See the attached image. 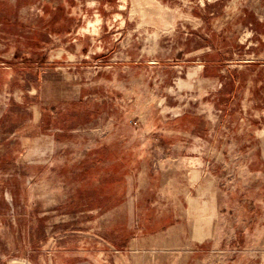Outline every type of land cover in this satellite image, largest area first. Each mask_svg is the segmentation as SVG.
I'll use <instances>...</instances> for the list:
<instances>
[{
  "label": "rangeland",
  "instance_id": "rangeland-1",
  "mask_svg": "<svg viewBox=\"0 0 264 264\" xmlns=\"http://www.w3.org/2000/svg\"><path fill=\"white\" fill-rule=\"evenodd\" d=\"M232 1L264 13L0 0V264H264V44L248 50L242 18L210 26ZM41 56L79 101L40 100L19 63ZM45 109L49 137L23 140Z\"/></svg>",
  "mask_w": 264,
  "mask_h": 264
},
{
  "label": "crops",
  "instance_id": "crops-1",
  "mask_svg": "<svg viewBox=\"0 0 264 264\" xmlns=\"http://www.w3.org/2000/svg\"><path fill=\"white\" fill-rule=\"evenodd\" d=\"M77 0H68V2L70 4H74V2ZM49 3H47V0H32L31 3L37 4L40 7V11L41 9L43 11H45L47 9V7L45 5H49L50 4V8L52 9V11L56 12L58 11V13L62 16H71V14H68V12H64L63 9L61 8V6L59 5L58 0H52L51 2L48 0ZM233 4L232 5H236L234 3H238L237 1H232ZM264 4V2H263ZM54 6V7H53ZM38 8V7H37ZM244 9L242 10L239 5H236V9L234 10L233 8H231V4H228L227 7L224 9V13L222 14V16L219 17H214L213 18V24L211 23V27L213 28V30H215L216 32L223 30L225 27L229 28L230 26H232L233 23H235L239 18L243 19V26L246 29V39L245 41L248 42V50L250 49V41H256L257 45H263L264 44V34L259 33L260 29L264 31V13H262L261 11L254 9L252 7L247 8L246 6L243 7ZM42 11V12H43ZM34 18H39V20H42L45 16L43 14H35L32 15ZM48 17V16H46ZM247 17H249V20H247ZM48 23H51L53 18L52 17H48ZM220 20H222L223 22L221 23ZM226 20V22H224ZM259 29V31H258ZM69 27H67L65 29L66 34H68L69 31ZM250 30V31H249ZM57 33H59V31H57ZM46 34V31L43 33ZM50 36V34L48 35ZM49 38V37H48ZM43 51L42 49H40V52ZM39 57L40 54H37L35 57ZM31 58L32 57H28V59H23V63H19L22 64V66H35L37 69V77L36 79L39 80L40 82V86L38 89V93H40L39 98L40 100L43 101L44 98H49L48 97V93H51V89L53 87H57L58 89L57 92L60 94L63 93L61 95L62 99L68 100V101H74L77 102L81 99V86H79L77 84V82H71L67 83L68 80H65V82L63 83V85L69 84V88L70 90L67 91V87L65 88V90L58 86V83H56L54 81V79L51 77V74L48 73H43L42 76H40V69L42 68H47V67H52V63L49 62H53V61H44L45 57L41 56V59L37 62L36 58L32 59L34 61L33 65H30L31 63ZM24 64V65H23ZM7 66V62H0V67H4ZM8 66H13V64H9ZM37 94V93H36ZM49 116L53 117L51 112H47L46 109L42 110V112L40 113V111L38 110V112H35V117H33V119H35V121L31 124H27L24 127H19L16 128V131L23 137V140H33V139H37V138H41V137H49L45 134H49V130L46 128V123H48V120H46ZM47 117V118H46ZM52 131V130H50ZM53 137V136H52ZM52 142L54 143L55 141ZM190 209V206L188 205V210Z\"/></svg>",
  "mask_w": 264,
  "mask_h": 264
},
{
  "label": "bare ground",
  "instance_id": "bare-ground-1",
  "mask_svg": "<svg viewBox=\"0 0 264 264\" xmlns=\"http://www.w3.org/2000/svg\"><path fill=\"white\" fill-rule=\"evenodd\" d=\"M196 150V149H195ZM197 161V160H196Z\"/></svg>",
  "mask_w": 264,
  "mask_h": 264
}]
</instances>
